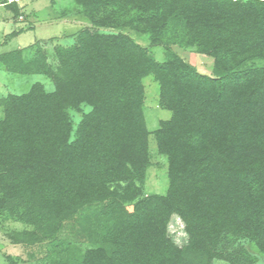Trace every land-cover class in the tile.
Wrapping results in <instances>:
<instances>
[{
  "label": "trees",
  "instance_id": "trees-1",
  "mask_svg": "<svg viewBox=\"0 0 264 264\" xmlns=\"http://www.w3.org/2000/svg\"><path fill=\"white\" fill-rule=\"evenodd\" d=\"M74 2L88 22L75 44L56 47L57 69L41 49L0 54L8 73L55 85L0 96V214L34 227L21 240L28 250L42 244L43 259L55 255L42 264H256L241 242L264 254V0ZM6 6L19 15L17 1ZM127 29L148 34L165 60ZM173 45L212 57V74ZM148 75L172 116L154 131L169 189L145 197ZM83 106L91 110L72 138L71 111ZM174 214L188 235L182 247L167 232ZM75 215L98 246L59 237Z\"/></svg>",
  "mask_w": 264,
  "mask_h": 264
},
{
  "label": "rangeland",
  "instance_id": "rangeland-1",
  "mask_svg": "<svg viewBox=\"0 0 264 264\" xmlns=\"http://www.w3.org/2000/svg\"><path fill=\"white\" fill-rule=\"evenodd\" d=\"M12 1H17L20 11L18 16H14L13 12L6 6V3ZM0 8L3 9L4 14H7L9 19L8 29H2L0 32V54L24 48L29 56L35 50L41 49L45 51L47 60L54 69L59 66L56 47H70L75 44L77 33L88 22L74 0H0ZM21 28L25 31L8 43L10 40L7 39V35ZM124 31L143 46L149 47L157 60H165V49L162 46L152 47L148 34L132 29ZM5 43L8 45L5 46ZM172 48L185 61L195 66L200 73L212 74L214 63L212 57L200 54L194 48H181L178 45H173ZM35 83L43 84L48 92L55 88L52 79L44 74H12L5 71L0 65V96L8 93H25ZM143 84L145 89L144 113L150 131L149 149L151 155V165L147 170L143 187V195L147 197L154 194H166L169 189L167 158L158 151L154 131L159 128L161 120L171 118L172 112L160 105V86L153 75L146 76L143 79ZM90 110L89 106H83L81 112L71 111L74 127L72 138L75 137V131L82 120L83 113ZM1 117H3V112L0 109ZM81 228L82 226L75 215L65 221L59 237L75 243L83 250L98 246V244L94 245L88 242L89 237L83 234ZM33 229L32 225L19 220L17 215L0 214V264H10L8 257L13 260V264H42L44 261L49 262L50 259L55 258V255H52L48 259H43L42 244L32 246L28 250L25 241L21 240L23 239L22 234ZM167 232L178 246L182 247L187 244L188 235L185 230V223L178 215L174 214L171 217ZM42 240L40 243L46 244L47 237ZM241 243L257 257L256 264H264V254L259 252L251 242L243 240ZM214 264L228 263L218 259L214 261Z\"/></svg>",
  "mask_w": 264,
  "mask_h": 264
},
{
  "label": "crops",
  "instance_id": "crops-1",
  "mask_svg": "<svg viewBox=\"0 0 264 264\" xmlns=\"http://www.w3.org/2000/svg\"><path fill=\"white\" fill-rule=\"evenodd\" d=\"M8 22H9V19H8L7 14H4L3 9L0 8V32L2 31V29H8V27H9V23ZM16 37H14V38H16ZM14 38H12V39H14ZM11 40L8 41V43L11 42ZM8 43H5V46L8 45Z\"/></svg>",
  "mask_w": 264,
  "mask_h": 264
}]
</instances>
